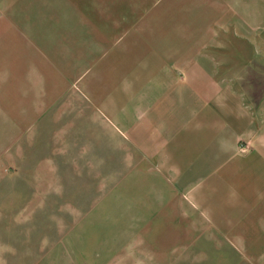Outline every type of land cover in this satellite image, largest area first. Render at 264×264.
Here are the masks:
<instances>
[{
    "label": "crops",
    "instance_id": "0c3cea01",
    "mask_svg": "<svg viewBox=\"0 0 264 264\" xmlns=\"http://www.w3.org/2000/svg\"><path fill=\"white\" fill-rule=\"evenodd\" d=\"M161 8L0 0V186L3 166L44 147L36 140L48 125L105 120L127 138L138 125L139 155L154 156L155 187L169 193L161 203L179 221L163 258L177 262L186 252L187 262L264 264V138L237 148L259 124L242 101L209 100L210 73L197 61L205 58L162 41ZM47 162L43 171L58 169Z\"/></svg>",
    "mask_w": 264,
    "mask_h": 264
},
{
    "label": "rangeland",
    "instance_id": "374dc122",
    "mask_svg": "<svg viewBox=\"0 0 264 264\" xmlns=\"http://www.w3.org/2000/svg\"><path fill=\"white\" fill-rule=\"evenodd\" d=\"M146 2L162 7L167 46L205 58L195 60L210 73L209 100L224 96L250 109L260 128L251 141L239 138L237 148L246 151L255 137L263 139L264 0ZM82 109L90 115L88 106ZM83 122L48 125L36 140L44 147H27L18 163L3 166L0 264H200L197 257L185 261L186 252L177 262L163 258L179 221L161 203L169 193L155 187L161 179L154 156L139 155L138 125H130L134 138H127L105 120ZM47 160L58 169L43 171Z\"/></svg>",
    "mask_w": 264,
    "mask_h": 264
}]
</instances>
